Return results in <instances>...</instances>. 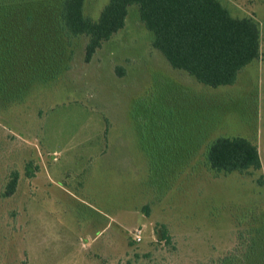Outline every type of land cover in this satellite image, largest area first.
Listing matches in <instances>:
<instances>
[{"label": "rangeland", "instance_id": "obj_1", "mask_svg": "<svg viewBox=\"0 0 264 264\" xmlns=\"http://www.w3.org/2000/svg\"><path fill=\"white\" fill-rule=\"evenodd\" d=\"M60 1L0 7V264H213L240 249L251 264L252 242L264 252V0H222L258 21L261 57L216 89L172 69L137 6L85 62ZM238 136L262 169L213 170L210 144Z\"/></svg>", "mask_w": 264, "mask_h": 264}, {"label": "trees", "instance_id": "obj_2", "mask_svg": "<svg viewBox=\"0 0 264 264\" xmlns=\"http://www.w3.org/2000/svg\"><path fill=\"white\" fill-rule=\"evenodd\" d=\"M20 1L0 0V7L23 8ZM85 2L61 0L58 27L64 37L87 38V63L104 42L124 28L131 6H137L140 21L153 34V48L173 69L189 74L204 86L235 84L243 69L261 57L258 21L252 16L233 15L222 0H109L97 19L85 14ZM206 159L218 173L244 174L262 169L257 144L239 136L218 137L210 144ZM258 182L263 185V178ZM18 184L16 172L3 196L14 195ZM157 234L162 241L170 240L165 226H160ZM256 245L251 243L247 258L251 264H264V252L257 254ZM241 250L213 264H238Z\"/></svg>", "mask_w": 264, "mask_h": 264}, {"label": "built area", "instance_id": "obj_3", "mask_svg": "<svg viewBox=\"0 0 264 264\" xmlns=\"http://www.w3.org/2000/svg\"><path fill=\"white\" fill-rule=\"evenodd\" d=\"M133 240L135 242H140L142 240L141 231L137 230L136 233L133 234Z\"/></svg>", "mask_w": 264, "mask_h": 264}, {"label": "crops", "instance_id": "obj_4", "mask_svg": "<svg viewBox=\"0 0 264 264\" xmlns=\"http://www.w3.org/2000/svg\"><path fill=\"white\" fill-rule=\"evenodd\" d=\"M226 5V4H225ZM227 6V5H226ZM228 7V6H227ZM229 8V7H228ZM230 9V8H229ZM231 10V9H230ZM241 17H243V16H241ZM172 67V66H171ZM173 69V68H172ZM176 70V69H175ZM189 75V74H188ZM190 76V75H189ZM192 77V76H191ZM228 86H230V85H228ZM220 87H223V86H220ZM211 88V87H210ZM217 88H219V87H217ZM216 89V88H215Z\"/></svg>", "mask_w": 264, "mask_h": 264}]
</instances>
